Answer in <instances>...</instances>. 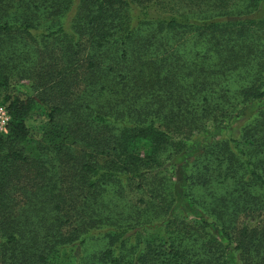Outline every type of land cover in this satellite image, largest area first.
Wrapping results in <instances>:
<instances>
[{"label": "trees", "instance_id": "obj_1", "mask_svg": "<svg viewBox=\"0 0 264 264\" xmlns=\"http://www.w3.org/2000/svg\"><path fill=\"white\" fill-rule=\"evenodd\" d=\"M0 106V264H264V0H0Z\"/></svg>", "mask_w": 264, "mask_h": 264}, {"label": "rangeland", "instance_id": "obj_2", "mask_svg": "<svg viewBox=\"0 0 264 264\" xmlns=\"http://www.w3.org/2000/svg\"><path fill=\"white\" fill-rule=\"evenodd\" d=\"M37 105H39V103H37ZM37 107L34 110V112L31 114V116L26 121L27 128H28L29 134H30L29 137L33 142L36 141V139L40 138L42 127L46 124V118L41 113L40 108H37ZM238 124H239L238 121L233 122L232 126H231V130L236 132ZM32 145H33V143H30V142L29 143L27 142L24 144V146H27V147H31ZM23 149L27 152V148L24 147ZM72 151L79 154L81 151V147L77 146V145L72 146ZM90 246H91L92 250L97 249L98 251L102 247L97 241ZM236 263H239L237 261V259H236Z\"/></svg>", "mask_w": 264, "mask_h": 264}, {"label": "built area", "instance_id": "obj_3", "mask_svg": "<svg viewBox=\"0 0 264 264\" xmlns=\"http://www.w3.org/2000/svg\"><path fill=\"white\" fill-rule=\"evenodd\" d=\"M9 116L5 109L0 106V134H6L7 133V127L9 124Z\"/></svg>", "mask_w": 264, "mask_h": 264}]
</instances>
